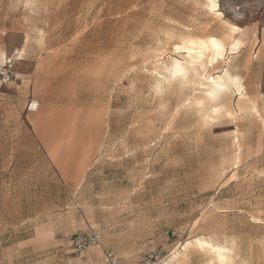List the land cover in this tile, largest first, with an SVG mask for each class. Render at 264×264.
<instances>
[{"label": "rangeland", "instance_id": "rangeland-1", "mask_svg": "<svg viewBox=\"0 0 264 264\" xmlns=\"http://www.w3.org/2000/svg\"><path fill=\"white\" fill-rule=\"evenodd\" d=\"M210 37L215 70L174 49ZM14 49L0 264L66 263L62 225L99 232L117 262L218 264L219 245L224 264H264V0H0V51ZM223 69L238 84L216 103L205 76Z\"/></svg>", "mask_w": 264, "mask_h": 264}, {"label": "bare ground", "instance_id": "bare-ground-1", "mask_svg": "<svg viewBox=\"0 0 264 264\" xmlns=\"http://www.w3.org/2000/svg\"><path fill=\"white\" fill-rule=\"evenodd\" d=\"M186 42L187 41H185V43L175 45L174 49H176V51L179 53L185 54V56L187 57L186 60H187V64L189 65V67L196 69L197 66H200L203 73L205 72L207 66H211L212 67L211 69L215 70L214 65L219 62V59L222 57L223 51H224L223 46L216 38L210 37L208 40L200 39L198 41L190 40L187 43ZM205 50H211L212 52L208 56L206 62L204 61V58L206 57ZM5 59H6V54L0 51V62H3ZM171 66H172V72L174 76L184 74L183 73V70H184L183 63L181 60L174 59ZM205 81L206 83H208L209 89L207 88L208 89L206 92L207 95L206 94L204 95L208 96L210 100L216 103L220 102L222 93L228 91L232 86H236L238 84L237 77L230 75L226 70H224L223 73L207 74L205 76ZM219 109H220V104L217 105V108L215 109V111L216 110L219 111ZM196 242L201 247L209 245L208 242L204 240H200V239H197ZM213 250L216 253L218 264H224L228 259L224 248L219 247L218 245V246L213 247Z\"/></svg>", "mask_w": 264, "mask_h": 264}, {"label": "crops", "instance_id": "crops-1", "mask_svg": "<svg viewBox=\"0 0 264 264\" xmlns=\"http://www.w3.org/2000/svg\"><path fill=\"white\" fill-rule=\"evenodd\" d=\"M20 59H21V56H20ZM72 232H73L72 228H66L65 226L62 225L60 227L58 226L52 233V237H51L52 242L56 244L58 248L61 249L63 256L68 255V254L69 255L75 254V257L68 258L66 260V263L64 264H94V263L99 262V260L102 259V255H105L104 251H105L106 245L103 243V239L100 240L99 245L88 247L84 251V256H80L79 254L72 251V248H71L72 235H70ZM74 234H78V233L74 232ZM153 248H155L157 251L159 250V251L165 252L168 250L169 246L168 244L157 242L156 245L149 247V249H153ZM128 260L120 258V260H118V264H140L143 258L141 255H139V256H134Z\"/></svg>", "mask_w": 264, "mask_h": 264}, {"label": "built area", "instance_id": "built-area-1", "mask_svg": "<svg viewBox=\"0 0 264 264\" xmlns=\"http://www.w3.org/2000/svg\"><path fill=\"white\" fill-rule=\"evenodd\" d=\"M19 60L20 52L19 50L14 49L9 57H7L3 62H0V84H6L15 78V71ZM34 103L35 102L30 101L28 103V109H35L36 103ZM100 240V233L91 230L88 233L75 234L72 237V247L75 253L80 256H84V251L90 246L99 245ZM104 254L108 259L109 264H118L117 259L114 258L109 251L105 250Z\"/></svg>", "mask_w": 264, "mask_h": 264}]
</instances>
